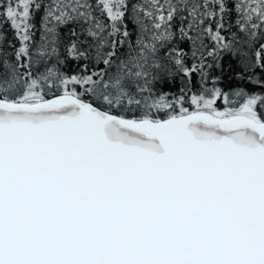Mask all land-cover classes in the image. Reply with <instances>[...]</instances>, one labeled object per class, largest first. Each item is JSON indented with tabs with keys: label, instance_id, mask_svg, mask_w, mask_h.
I'll list each match as a JSON object with an SVG mask.
<instances>
[{
	"label": "snow or ice",
	"instance_id": "obj_1",
	"mask_svg": "<svg viewBox=\"0 0 264 264\" xmlns=\"http://www.w3.org/2000/svg\"><path fill=\"white\" fill-rule=\"evenodd\" d=\"M5 23L0 264H264V0H0Z\"/></svg>",
	"mask_w": 264,
	"mask_h": 264
},
{
	"label": "trees",
	"instance_id": "obj_2",
	"mask_svg": "<svg viewBox=\"0 0 264 264\" xmlns=\"http://www.w3.org/2000/svg\"><path fill=\"white\" fill-rule=\"evenodd\" d=\"M133 2H135V0H133ZM39 27V25H38ZM0 31L4 32L7 34L8 40L12 41L13 43H18L17 41L14 40L13 37V32L10 28V25L8 24H3L2 27H0ZM39 32H37V36L36 39H39ZM7 45V41H5V46ZM8 51H11V49H7ZM80 68V62H77L75 60L69 59L67 64H66V70L67 71H71V72H76L79 71ZM237 81L232 79L230 74L227 71V62H226V67H225V80H224V86H230V87H235L237 85ZM245 87H248L249 89L252 88V85H244ZM179 87V81L176 82L175 85H173L171 88L166 89L167 91H171V92H177ZM258 90V89H257Z\"/></svg>",
	"mask_w": 264,
	"mask_h": 264
}]
</instances>
